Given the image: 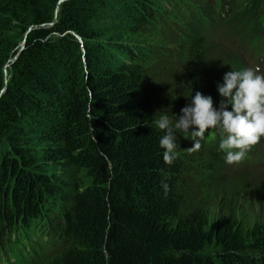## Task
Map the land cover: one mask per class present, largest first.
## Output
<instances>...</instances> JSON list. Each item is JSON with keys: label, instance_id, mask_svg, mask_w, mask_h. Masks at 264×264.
<instances>
[{"label": "trees", "instance_id": "16d2710c", "mask_svg": "<svg viewBox=\"0 0 264 264\" xmlns=\"http://www.w3.org/2000/svg\"><path fill=\"white\" fill-rule=\"evenodd\" d=\"M58 3L0 0V262L264 264V179L235 180L210 129L168 165L157 126L197 91L219 109L264 0Z\"/></svg>", "mask_w": 264, "mask_h": 264}, {"label": "clouds", "instance_id": "9594fccd", "mask_svg": "<svg viewBox=\"0 0 264 264\" xmlns=\"http://www.w3.org/2000/svg\"><path fill=\"white\" fill-rule=\"evenodd\" d=\"M259 68L229 71L223 76V83L217 85L220 101L219 109L213 107L211 96L197 91L191 96V104L183 107L175 122L167 115L157 121L165 134L160 138V147L165 149L163 161L171 165L176 159V133H190L194 141L189 152L201 148V141L210 128L220 131L219 148L225 151V162L238 164L264 137V75L258 74ZM231 106V110L229 109ZM193 129L191 132L189 129ZM165 191L167 184H163Z\"/></svg>", "mask_w": 264, "mask_h": 264}, {"label": "rangeland", "instance_id": "374dc122", "mask_svg": "<svg viewBox=\"0 0 264 264\" xmlns=\"http://www.w3.org/2000/svg\"><path fill=\"white\" fill-rule=\"evenodd\" d=\"M58 9H59V5L56 7V12L58 11ZM255 15L257 16V17H259L260 19L262 18V17H264V7H260L256 12H255ZM259 19V20H260ZM216 43V42H215ZM227 48H225L224 46H222V45H217V46H215L214 48H212L210 51H211V54L212 55H218V54H215V53H220V56L221 57H228V52H227V50H226ZM15 56V55H14ZM13 56V57H14ZM13 57H12V59H13ZM19 57V56H18ZM17 57V58H18ZM16 58V59H17ZM12 59H11V61H12ZM15 59V60H16ZM14 60V61H15ZM14 61H12V62H14ZM246 61V63L248 64V66H250L249 65V63L247 62V60H245ZM12 62H10V64L12 63ZM251 65H253V63L251 62L250 63ZM10 66V65H9ZM251 67V66H250ZM252 68V67H251ZM257 68H259V67H256V69ZM253 69V68H252ZM254 70V69H253ZM260 70V69H259ZM261 72V70L259 71V73L258 74H261L260 73ZM261 75H264V74H261ZM209 131H219V129L218 128H210V130ZM208 131V132H209ZM216 137V135H213V138H215ZM256 145H264V137H261V141L258 143V144H256ZM261 153L263 154L264 152L263 151H261ZM227 169H231L233 172H231V175H232V177L235 179V180H237V181H240L241 183H244L245 185H247V186H249V187H251V185H249V184H252V183H254V184H256L257 182H259V180H261V179H264V170H252V171H258V172H254V174H253V176H250V177H238L237 176V172H236V170L235 169H238V168H236V167H233L232 165H229V164H227ZM229 167H231V168H229ZM249 183V184H248ZM257 190L259 191V192H261V188L260 187H257L256 186V189H255V192L257 193ZM0 259H1V261H2V257H0Z\"/></svg>", "mask_w": 264, "mask_h": 264}, {"label": "water", "instance_id": "95a60500", "mask_svg": "<svg viewBox=\"0 0 264 264\" xmlns=\"http://www.w3.org/2000/svg\"><path fill=\"white\" fill-rule=\"evenodd\" d=\"M62 1H65V0H59V3H61ZM59 3H58V5H59ZM57 5V6H58ZM52 24V23H51ZM36 27V26H35ZM32 28L33 27H30L29 29H28V31H27V34H28V32L30 31V30H32ZM27 34H26V36H27ZM26 36H25V38H24V40L22 41V43H21V47H20V49L16 52V54H15V56L13 57V59H12V61H14L19 55H20V53H21V51H22V49L24 48V46H25V39H26ZM11 61V60H10ZM11 61V62H12ZM10 65V63H8L6 66H9ZM4 74H5V78H6V82H7V80H8V75H7V69H6V67H5V70H4ZM5 89H6V86H4V88L1 90V93H0V96H1V94L3 93V91H5Z\"/></svg>", "mask_w": 264, "mask_h": 264}]
</instances>
